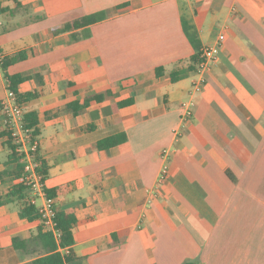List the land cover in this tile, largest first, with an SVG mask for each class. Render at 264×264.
Here are the masks:
<instances>
[{
	"label": "crops",
	"instance_id": "crops-1",
	"mask_svg": "<svg viewBox=\"0 0 264 264\" xmlns=\"http://www.w3.org/2000/svg\"><path fill=\"white\" fill-rule=\"evenodd\" d=\"M0 2L10 9L0 15V52L29 53L8 73L29 75L18 91L37 93L21 104L37 113L46 187L57 189L59 211L77 216L80 259L72 264H264V0ZM18 2L30 8L12 12ZM99 11L107 17L75 30L77 40L73 31L54 32ZM220 33L219 60L184 121L181 103L192 97L196 73L173 82L171 72L185 71ZM7 80L0 69V101ZM89 92L104 99L75 114L69 105ZM6 126L0 111V172L18 166ZM120 133V145L98 147ZM4 176L0 201L19 183ZM20 206L0 204V264H30L39 248L30 243L26 254L13 245L42 225L20 217Z\"/></svg>",
	"mask_w": 264,
	"mask_h": 264
},
{
	"label": "trees",
	"instance_id": "trees-1",
	"mask_svg": "<svg viewBox=\"0 0 264 264\" xmlns=\"http://www.w3.org/2000/svg\"><path fill=\"white\" fill-rule=\"evenodd\" d=\"M23 8L28 10L30 7L28 5H23L21 3H17L15 7H13L12 12ZM10 11L9 8L2 6V3L0 2V15ZM107 17V13L104 11H99L95 13H91L73 20H70L66 22L64 25L59 27V29H54V32H71L73 31V39L77 40L79 39V35L76 33L79 28L88 26L94 23H97L104 18ZM43 18L42 16H39L36 18V20H39ZM183 27L185 30L186 35L190 39V41L194 44L195 37L193 33L191 32V27L188 23L183 21ZM75 31V32H74ZM29 53L25 50L19 51L13 55L4 57L3 63L1 64V70L4 74V76L8 79V88L12 89L17 93L19 102H25L33 99L37 93L35 92H28L25 94L19 93L18 91V85L26 80L29 75H23V74H9L8 68L12 64L25 60L28 58ZM204 61V59L201 56V50L198 48L197 52L193 54L190 57L189 65L186 67L185 71H183V68H178L171 72V78L172 81H177L180 79L182 73L184 72H190V73H197L200 70L201 63ZM164 67H157L156 68V74L161 75L164 71ZM105 94L103 93H96V92H89L87 93L84 102L80 103L79 99L73 103H71L69 106L73 108L74 113H78L82 111L85 107L90 105L93 101L100 102L104 99ZM134 101V99H128L125 101H122L119 103L120 106H125L128 104H131ZM0 111H2L1 105H0ZM24 124L26 127L32 129L33 135L38 138L40 135V128L38 126L39 121L37 118L36 112H28L24 116ZM4 134L7 137V145L9 149L11 150L9 155V160L16 161L18 163L17 168L14 171H4L0 172V179L4 180L5 176L7 175L10 178H19L24 171V164L21 162V156L16 152V144L13 141V138L11 136L10 130L6 126L4 129ZM127 139V136L125 133H120L116 135H112L109 137H106L98 142V147L100 149H108L111 147H115L123 143ZM38 158L40 160V170L44 174L45 180L48 177L49 173V165L47 161L40 156V153H38ZM49 195L52 197L57 196V189H47ZM30 189L28 186L24 185L23 183H17L12 186L10 191L5 196V199L3 201H0V204L8 203L13 201L14 199L21 201V206L19 210V216L22 218H27L28 220H35L40 217L38 206L33 204L31 202L30 198ZM57 224L58 228L61 231L60 239L59 241L56 240L54 234L50 230H46L43 225L38 227L37 234L31 237L30 239H23L21 237H14L13 238V245L14 247L21 252H24L28 254L29 247L28 245L30 243H36L38 245V249H36V252L32 253V256L34 259L30 262V264H72L80 259L78 255L74 252L73 246L75 244V238L73 229L77 223V216L74 213H66L64 211L57 212ZM59 248H69L68 252H62ZM182 264H201L198 260H187L183 262Z\"/></svg>",
	"mask_w": 264,
	"mask_h": 264
},
{
	"label": "built area",
	"instance_id": "built-area-1",
	"mask_svg": "<svg viewBox=\"0 0 264 264\" xmlns=\"http://www.w3.org/2000/svg\"><path fill=\"white\" fill-rule=\"evenodd\" d=\"M225 39V34L220 33L215 43L206 45L201 49V56L204 61L201 63L200 70L196 73V78L193 81V89L191 91L192 97L181 103L182 114L184 121L191 118L193 115L195 100L193 96L201 92L205 85L206 71L209 70L212 64L217 63L221 52V46ZM4 55L0 52V69L3 63ZM2 113L5 116L8 129L14 143L16 144V152L21 156V162L24 164L23 174L18 178L19 183L28 186L32 197L31 202L35 205L38 204V199L41 204L37 205L40 222L46 230L52 231L57 241L60 239L61 231L57 224V206L55 197L49 195L44 174L41 172L39 153V141L33 135L32 129L26 127L24 124V116L26 114L24 106L19 102L17 93L7 87L6 96L0 101ZM169 172V166L164 164L159 180L155 190H158L160 185L166 180ZM154 194V189L151 191ZM156 195V192H155ZM62 250L63 248H59ZM65 252L69 248L63 249Z\"/></svg>",
	"mask_w": 264,
	"mask_h": 264
},
{
	"label": "rangeland",
	"instance_id": "rangeland-1",
	"mask_svg": "<svg viewBox=\"0 0 264 264\" xmlns=\"http://www.w3.org/2000/svg\"><path fill=\"white\" fill-rule=\"evenodd\" d=\"M192 77H193V75H192ZM192 79V78H191ZM194 79H195V77H194ZM187 83H190V80H187V82L185 83V84H187ZM193 84V83H192ZM192 87H193V85H191Z\"/></svg>",
	"mask_w": 264,
	"mask_h": 264
}]
</instances>
